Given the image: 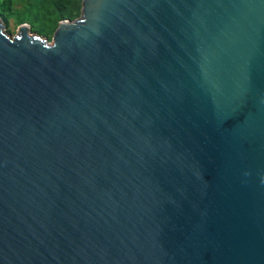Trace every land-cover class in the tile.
<instances>
[{
    "label": "water",
    "instance_id": "obj_1",
    "mask_svg": "<svg viewBox=\"0 0 264 264\" xmlns=\"http://www.w3.org/2000/svg\"><path fill=\"white\" fill-rule=\"evenodd\" d=\"M28 31L0 21V264H264V0Z\"/></svg>",
    "mask_w": 264,
    "mask_h": 264
},
{
    "label": "rangeland",
    "instance_id": "obj_2",
    "mask_svg": "<svg viewBox=\"0 0 264 264\" xmlns=\"http://www.w3.org/2000/svg\"><path fill=\"white\" fill-rule=\"evenodd\" d=\"M52 1L65 5L64 13L71 10L70 15L62 18ZM8 4L5 9V4ZM81 0H0V21L3 31L13 36L17 25L29 26V33L40 36L46 43L52 42V35L60 20H73L80 14Z\"/></svg>",
    "mask_w": 264,
    "mask_h": 264
},
{
    "label": "trees",
    "instance_id": "obj_3",
    "mask_svg": "<svg viewBox=\"0 0 264 264\" xmlns=\"http://www.w3.org/2000/svg\"><path fill=\"white\" fill-rule=\"evenodd\" d=\"M51 3L54 5V7L57 11H60L59 13L61 14L62 18H64L66 15H70L72 13L71 10L67 11V13H64L63 11H65V5H61V3L59 1H52ZM7 7H8V4L6 3L4 8L7 9Z\"/></svg>",
    "mask_w": 264,
    "mask_h": 264
}]
</instances>
